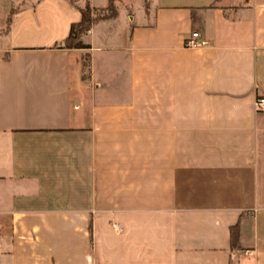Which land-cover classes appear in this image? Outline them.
Segmentation results:
<instances>
[{
  "label": "crops",
  "instance_id": "0c3cea01",
  "mask_svg": "<svg viewBox=\"0 0 264 264\" xmlns=\"http://www.w3.org/2000/svg\"><path fill=\"white\" fill-rule=\"evenodd\" d=\"M83 2L0 0V264H264V0Z\"/></svg>",
  "mask_w": 264,
  "mask_h": 264
},
{
  "label": "trees",
  "instance_id": "16d2710c",
  "mask_svg": "<svg viewBox=\"0 0 264 264\" xmlns=\"http://www.w3.org/2000/svg\"><path fill=\"white\" fill-rule=\"evenodd\" d=\"M68 1L75 3V0ZM114 1L115 0H108L105 8H93L87 0H84L82 6H77L80 13L79 21L71 23L66 38L62 42L54 44V46L69 49L86 48L87 46L81 42L82 35L95 21L109 19L115 16ZM237 239L238 225L235 224L229 228V242L231 248L237 246Z\"/></svg>",
  "mask_w": 264,
  "mask_h": 264
},
{
  "label": "built area",
  "instance_id": "2783aa9c",
  "mask_svg": "<svg viewBox=\"0 0 264 264\" xmlns=\"http://www.w3.org/2000/svg\"><path fill=\"white\" fill-rule=\"evenodd\" d=\"M204 41L199 39L197 32L192 31L190 35L183 41V46L189 48L199 47ZM253 110L255 112H264V96H256L253 100Z\"/></svg>",
  "mask_w": 264,
  "mask_h": 264
},
{
  "label": "rangeland",
  "instance_id": "374dc122",
  "mask_svg": "<svg viewBox=\"0 0 264 264\" xmlns=\"http://www.w3.org/2000/svg\"><path fill=\"white\" fill-rule=\"evenodd\" d=\"M81 2H82V0H81ZM27 3V2H26ZM83 36V35H82ZM82 65H83V67H86V63H87V56H86V54H83L82 55ZM85 69V68H84Z\"/></svg>",
  "mask_w": 264,
  "mask_h": 264
}]
</instances>
